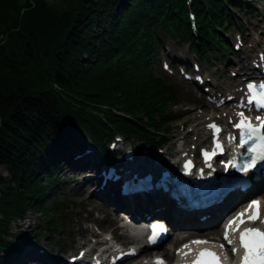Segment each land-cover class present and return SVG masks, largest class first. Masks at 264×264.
Instances as JSON below:
<instances>
[{"label": "trees", "instance_id": "obj_1", "mask_svg": "<svg viewBox=\"0 0 264 264\" xmlns=\"http://www.w3.org/2000/svg\"><path fill=\"white\" fill-rule=\"evenodd\" d=\"M65 2L69 10L59 12L45 0H0V254L11 223L30 208L46 218L57 212L45 198L66 133L85 132L98 144L114 132L153 142L167 122L162 112L176 100L151 68L157 50L151 23L170 37L195 40L185 0ZM191 7L201 51L222 44L215 28L225 30L228 11L220 0ZM81 99L125 116L109 110L97 117ZM39 231L18 234L32 241Z\"/></svg>", "mask_w": 264, "mask_h": 264}, {"label": "rangeland", "instance_id": "obj_2", "mask_svg": "<svg viewBox=\"0 0 264 264\" xmlns=\"http://www.w3.org/2000/svg\"><path fill=\"white\" fill-rule=\"evenodd\" d=\"M257 4H263V3L259 1ZM239 15L241 16V18H238V19H240V21L243 24V27H242L243 32H247L248 29L252 28L253 26H255V27L260 26V24H259L260 22H259L258 18L257 19L251 18L252 21L250 24V22L248 21V14L247 13L240 12ZM256 15L258 17H260V16L264 15V13L260 10V11H257ZM230 18L233 20L234 15H230ZM234 27H236V26H234ZM160 41H161V45L163 46V48L165 47V49H168L170 51L171 55H173V52L175 51L177 45H181V43H177L176 41H173L170 38H166V37H162L160 39ZM195 55L197 57H200L198 54H195ZM171 58L173 59L174 57H171ZM221 64H222V62H218V66H221ZM151 67L154 70V74L157 77H159L160 75L158 74V72L155 68V65L151 63ZM204 68H206V67H204ZM211 68H212V64H211ZM215 79H216V82L220 85H222L223 82L225 81V77L221 73H216ZM170 81H171L172 85L175 87V89H177V93H178V96L180 98V104H182V107H183V108H181V111H179L180 115L182 116L181 113L184 110H186V111L189 110L191 112L190 106H193V104L196 101H198L196 96H192L190 93H188L186 91L187 85H185V84L182 85L181 83H177L178 82L177 77H173V78L171 77ZM190 112H185V114L190 113ZM183 121H184V119H183ZM172 131H174V130H172ZM77 136L78 135H75V137H77ZM61 174L63 176L64 175H69V176L71 175L73 177L76 176V175H73V172H71L68 167H66V169L62 170ZM82 180H83V177L78 175V182H80ZM64 192H65V196H68L70 198V200H72V202H70L66 198H64V200L66 201L67 204L63 208L64 209L63 218H65V220L67 221V223L69 225H68V227H66L67 229L66 228L65 229H58V228L47 229L46 231H47V234L49 237L46 236V238H44V240L41 242V244L43 246H45V244H48V242H51L50 244L54 249L53 240H52V238H50L51 236H53L55 238L56 242H60L65 246L64 250L66 253H73L77 250L78 246L82 244V242L77 243V239L71 240L72 235L74 234V236H79L81 234V233H78L79 227L84 228V227L80 226L81 222L94 223L90 220V218L95 219V215L97 213H95V212L91 213L90 212V208H91L90 205L78 202L77 201L78 200L77 199V193L78 192L72 191L71 187H67V189H64ZM50 200L51 199H48L47 202L49 203ZM39 215L40 214L36 211V208L32 207L31 209H29L25 219L16 220L15 222L11 223V226H10L11 227V230H10L11 233L16 234L19 237V238H17V240H15V242H19V240H20V236L18 235V231L20 229L21 230H30V229L35 230L36 225L38 223V222H36V218ZM113 229L114 228L110 227V228H106L104 230H108L109 232H111ZM171 240H172V238H169L166 241V243L169 244L171 242Z\"/></svg>", "mask_w": 264, "mask_h": 264}, {"label": "snow or ice", "instance_id": "obj_3", "mask_svg": "<svg viewBox=\"0 0 264 264\" xmlns=\"http://www.w3.org/2000/svg\"><path fill=\"white\" fill-rule=\"evenodd\" d=\"M249 90L253 93L250 103L255 102L257 107L264 108V83L260 85H253L249 84ZM257 88L260 89L259 92H257ZM241 117H243V113L240 114ZM257 119H261L260 117H257ZM208 128L213 129L215 133L220 132V128L216 124H209L207 125ZM238 129H242L245 131H242L241 133V146L246 144L248 140L253 139V134L255 135V139L259 141L254 147H251L248 149L252 155L250 156L248 162L244 163L242 167L239 169L240 171H243L247 173L250 169H253L257 166V163L259 161H264V121L261 122L259 127L253 126V124L248 121L246 118H242L240 122L236 125ZM247 136V139L244 137ZM216 148H221L220 144H216ZM216 155V152L213 151L212 153H204V156L207 160H211L213 156ZM191 161L186 163L184 167L186 169L191 168ZM249 210H251V215L248 217L249 221H255L259 218V210H260V204L258 201H253L249 205ZM245 213L239 214V216L230 221L225 233H224V239L228 241L229 244L232 243L231 240L228 238V232L232 229V226L235 224L237 225V229L239 228L240 224L245 223L243 216ZM158 231H163V228H156L154 227L152 229V237L150 238L153 242L155 241L157 237ZM240 240V246L244 249L243 256L241 258V264H264V231H260L259 229L255 228H246L242 232H240L239 235ZM195 244H203L207 243V241H193ZM187 248L188 245H185ZM221 248H223V245H221ZM233 253L237 251V249L232 250ZM187 255V253L185 254ZM155 264H164L162 260H157ZM193 264H221L220 257L212 251H209L207 249L201 251L199 253V256L197 259L193 262Z\"/></svg>", "mask_w": 264, "mask_h": 264}, {"label": "bare ground", "instance_id": "obj_4", "mask_svg": "<svg viewBox=\"0 0 264 264\" xmlns=\"http://www.w3.org/2000/svg\"><path fill=\"white\" fill-rule=\"evenodd\" d=\"M263 47H259L258 52L261 51ZM183 53V52H182ZM182 61L186 62L187 59H182ZM233 62L229 61L225 69L228 68V66L232 65ZM241 77V76H239ZM233 83L229 80L225 82L223 86L220 85H212V95H216L220 92H222L221 96H226V95H231L233 94L234 91ZM240 94V93H239ZM232 108V102L226 104V109L222 110V112L229 113ZM203 125V123H202ZM178 136L184 137L181 133H178ZM185 140H188L187 138H184ZM160 155H157V158H159ZM156 158V156L154 157ZM69 170L76 173V176L72 178H67L66 180V186L71 187L72 191H77V201L80 203H85L87 205H90L93 211H96L98 213H102L104 215L105 224L113 225L117 222L122 221L120 219L119 214H116V209L115 207L111 204L109 195H108V189L104 188L102 190L98 189V176L97 175H91L90 178H84L82 181L78 182V175L83 174L85 177H88V173H85V171L81 168H75L72 166H69ZM257 195V194H256ZM149 197V196H147ZM263 198L264 195L261 196L260 194L258 195V198ZM126 199V198H123ZM257 199V198H256ZM252 200V199H251ZM131 208L134 209V211H138L141 213V215L148 214L155 216L157 215L156 209L157 205L152 202H144L142 204H133ZM223 211V209H222ZM198 212H191L190 216L193 220L195 219V216L197 215ZM116 215L115 218H113V215ZM225 216V212H223L221 218ZM220 218V219H221ZM94 222L100 226H104L103 222L95 219ZM191 222V220H189ZM194 222V220H193ZM219 220L217 221V223ZM197 224H203L201 222L197 221ZM117 230V229H116ZM114 230V232L116 231ZM216 232V230L214 231ZM181 233H185L182 231ZM126 239H129L130 241L134 242L138 240V234L137 233H128L126 236ZM101 248L104 249H111L114 247L112 245V240L109 238H103L101 241ZM53 253L50 252L48 248H43L42 245L35 244L32 241H29V243L23 245V252L17 261L16 264H29L31 261H37L38 263H43L49 259V257H52Z\"/></svg>", "mask_w": 264, "mask_h": 264}, {"label": "water", "instance_id": "obj_5", "mask_svg": "<svg viewBox=\"0 0 264 264\" xmlns=\"http://www.w3.org/2000/svg\"><path fill=\"white\" fill-rule=\"evenodd\" d=\"M48 6L53 7L58 11H66L69 10V6L66 4L65 0H45ZM1 125V119H0Z\"/></svg>", "mask_w": 264, "mask_h": 264}]
</instances>
